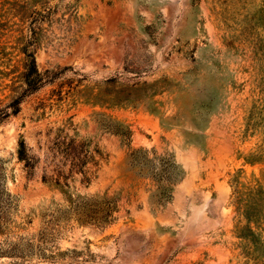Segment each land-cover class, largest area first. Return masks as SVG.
<instances>
[{
    "label": "rangeland",
    "instance_id": "obj_1",
    "mask_svg": "<svg viewBox=\"0 0 264 264\" xmlns=\"http://www.w3.org/2000/svg\"><path fill=\"white\" fill-rule=\"evenodd\" d=\"M28 54L0 264H264V0H0V105Z\"/></svg>",
    "mask_w": 264,
    "mask_h": 264
},
{
    "label": "trees",
    "instance_id": "obj_2",
    "mask_svg": "<svg viewBox=\"0 0 264 264\" xmlns=\"http://www.w3.org/2000/svg\"><path fill=\"white\" fill-rule=\"evenodd\" d=\"M25 73L24 79L27 85L25 91L19 97L12 98L5 105H0V123L8 119L11 115L17 114L20 110V104L23 98L30 92L38 89L45 79L44 76L40 74L37 70L35 56L33 54H28V58L25 64ZM19 158L26 162V166H29V161L26 158L25 154V143L24 141L20 142V148L18 150ZM7 195L6 190L4 189L3 183L0 180V199ZM2 201H0V204ZM104 207H98L96 205H90L86 207L85 216L90 221L97 222H106L109 221L112 217V213L115 210L114 203L111 202H103ZM105 205L107 206L105 208ZM1 206V205H0Z\"/></svg>",
    "mask_w": 264,
    "mask_h": 264
}]
</instances>
